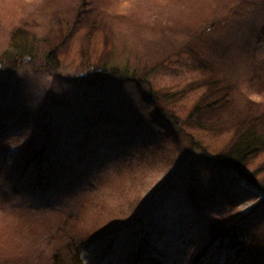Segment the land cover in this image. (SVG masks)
I'll list each match as a JSON object with an SVG mask.
<instances>
[{
	"label": "rangeland",
	"instance_id": "rangeland-1",
	"mask_svg": "<svg viewBox=\"0 0 264 264\" xmlns=\"http://www.w3.org/2000/svg\"><path fill=\"white\" fill-rule=\"evenodd\" d=\"M16 29L31 49L20 65ZM99 68L115 80L98 82ZM212 80V91L230 93L228 107L189 119ZM0 115V264H52L59 253L65 264L69 241L82 263L133 264L141 235L170 264H192L210 217L243 221L264 264L262 190L233 170L198 175L188 163L194 141L221 151L235 123L264 132V0H0ZM112 129L125 131V147L98 144ZM85 135L90 152L79 154ZM42 139L80 159L65 192L4 202L18 161ZM188 188L213 204L191 206ZM152 191L166 195L149 209Z\"/></svg>",
	"mask_w": 264,
	"mask_h": 264
},
{
	"label": "trees",
	"instance_id": "trees-1",
	"mask_svg": "<svg viewBox=\"0 0 264 264\" xmlns=\"http://www.w3.org/2000/svg\"><path fill=\"white\" fill-rule=\"evenodd\" d=\"M26 34L27 33L21 29H16L11 34L10 44H12L15 53L19 56H16L18 60L13 65H20L21 61H25V58L31 52L30 48L26 49L29 43ZM53 51L54 49L46 53V59L50 60L51 64L55 62ZM117 74L118 73L109 69L105 70L99 68L94 71L93 78L95 77L98 82L103 83L107 79L115 80ZM87 80V83H92L91 78L88 77ZM138 84H141L140 81ZM148 89L149 94H151L153 88L149 86ZM212 90H215L213 80L208 81V97H210V100L204 104L200 102L194 103L186 115L189 119L195 116L204 117L208 111L228 107L231 98L230 93L224 90H221V92ZM143 97L147 100L150 98V100L154 102L157 97L163 100L160 95L154 97L143 95ZM169 101L172 102V99L169 98ZM172 118L174 121L179 119L177 117ZM1 119L2 116L0 115V120ZM200 119L198 120L197 118L196 124L198 125V129H204L200 124L203 123ZM176 123L177 122L174 124ZM214 125L215 123H209L208 127L214 130ZM258 128L255 122L233 124L228 128L226 131L227 133L225 132L228 135L224 145L225 148L217 152H209L206 147L194 141L192 144L195 153L188 158L189 165H191V167L196 166L198 170L196 174L198 175L201 173L199 170L207 171L209 169L214 174H220L222 170H233L240 178L247 180L252 186L257 189L259 188L264 193V132ZM106 133L108 137L103 143H107L108 145L103 143L98 144L110 150L117 147H125V144L129 142L124 130L117 131L116 129H112L111 131L107 130ZM86 136L87 135L83 137L82 142L78 145L79 149L77 151L79 154L82 153V151L90 152V148H88L90 139H85L90 135ZM50 144H53V142L42 139L38 147L33 152L31 151L30 154L28 153L29 156L18 161L19 164L17 163L18 166H16L15 172L13 173V179L17 185H6L4 196H2L4 202L12 201L16 203V206H20L32 196L40 198L52 193L61 194V192H65L64 189L66 188L68 175L73 174L74 170H77V167H72V164H80L76 162L80 161V159L74 158V154L68 152L67 149L57 150L50 147ZM97 146L99 149L101 148L100 145ZM78 158H81V156H78ZM255 159L258 160L256 164L253 163ZM55 177L57 179L53 181ZM193 192L191 188L184 189L183 191V195L188 199V203H190L191 206L193 205V207L200 208L203 199L208 201L207 195L203 197L205 195ZM165 195L166 192L161 194V192L152 191L150 196L144 198V201L149 203V205L151 204V207L147 206L148 204H145L143 201V208L149 207V209H152V207L160 206L161 200ZM178 196V200H180L181 196ZM178 204L179 202L177 201L176 205ZM209 204L213 203L208 201V205ZM201 211L203 212V210ZM196 213L198 215L201 214L197 211ZM208 219L211 221L207 225L209 230L207 241L191 258L190 261L192 264H260V257L262 254L257 250V244L249 240L251 231L248 230V226L242 223L243 221L237 220L225 225V223H221L218 219L212 217ZM137 220H139V218ZM150 242L147 235H141L137 238L136 248L133 253V264H170L171 261L167 257L169 254L162 255L153 254L151 251L149 252L147 247L151 245ZM66 245L68 250H70V248L74 250L71 258L70 253H67L69 257L66 259H69L70 262L64 260L65 264H86L79 260L76 243L69 241ZM156 246L160 248V246L158 247V243H156ZM57 256L61 257L62 255L60 253L55 255L52 264H64L63 261L60 260V257Z\"/></svg>",
	"mask_w": 264,
	"mask_h": 264
},
{
	"label": "bare ground",
	"instance_id": "bare-ground-1",
	"mask_svg": "<svg viewBox=\"0 0 264 264\" xmlns=\"http://www.w3.org/2000/svg\"><path fill=\"white\" fill-rule=\"evenodd\" d=\"M187 3H189V1Z\"/></svg>",
	"mask_w": 264,
	"mask_h": 264
}]
</instances>
